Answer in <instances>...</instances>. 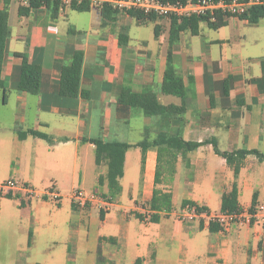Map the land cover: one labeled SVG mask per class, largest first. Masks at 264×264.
<instances>
[{
    "label": "crops",
    "instance_id": "crops-1",
    "mask_svg": "<svg viewBox=\"0 0 264 264\" xmlns=\"http://www.w3.org/2000/svg\"><path fill=\"white\" fill-rule=\"evenodd\" d=\"M20 6L26 7L21 0H0L6 31L0 181L7 180L2 174L9 167L15 184L10 193L33 195L45 203L51 198L69 200L77 224L71 234L81 248L90 240L89 227L81 230L83 219H90L98 209V229L90 250L85 247L86 253H93L94 264L100 258L103 264H168L171 258H176L175 264H264L261 222L220 226L211 232L205 221L183 220L174 211L187 201L219 213L222 196L229 195L234 184L242 211L249 210L253 200L256 208L264 206V160L247 155L234 177L232 167L211 144L175 159L166 152L160 157L150 147L144 164L142 150L136 146L163 130L189 142L213 140L221 152L246 149L264 155V19L250 24L229 18L217 30L204 23L215 31L208 36L201 35V25L198 35L180 33L172 45L180 94L172 96L161 93L170 19L154 21L159 36L155 38L153 32L150 42L130 35V20L138 24L127 13H117L101 26L100 9L90 7L83 13L93 17L96 10L95 20L78 27L70 22V13L77 11L69 6H59L55 18L45 6L20 17ZM74 51L83 54L80 89L88 93L87 99L59 94L60 69L70 63ZM18 54L26 57L28 71L41 76L37 95L17 92L22 66ZM125 90L153 93L161 105L183 111L169 114L162 129L159 116L146 117L121 101ZM29 130L53 142L31 135L18 138V132ZM86 139L133 145L124 155L119 193L110 200L106 199V163L95 164L94 147ZM36 184H42V192L35 190ZM78 188L98 194L104 204H90L91 211L84 216L85 206L78 207L71 199ZM154 189L171 194L170 212L150 210ZM153 214L158 216L156 223L149 221Z\"/></svg>",
    "mask_w": 264,
    "mask_h": 264
},
{
    "label": "trees",
    "instance_id": "trees-1",
    "mask_svg": "<svg viewBox=\"0 0 264 264\" xmlns=\"http://www.w3.org/2000/svg\"><path fill=\"white\" fill-rule=\"evenodd\" d=\"M42 6L47 7L50 11L53 18L57 16L59 4L51 0H30L26 7L20 6L17 10L18 16H27L31 10H36ZM71 10L83 13L88 12L90 6L87 2L76 3L72 2L69 6ZM119 12L113 11L108 7H103L100 9L101 17V26H105L109 21L113 19V16ZM127 15L133 17L136 20L138 25H143L149 21L154 22L159 17L156 16H145L138 11H129ZM231 18L230 16L224 17L222 15H217L215 21H210L207 17H191V18H182V19H170V28H169V40H168V50L166 55V67L164 70L163 81L161 85V93L163 95H172L178 96L180 94V81L175 76L173 65H172V45L178 41L179 34L182 32H189L191 35H198L199 25L205 23L210 29L217 30L226 25L227 20ZM240 20H247L250 24H256L260 19H264V8L263 7H254L249 9V11L239 18ZM154 37L158 38L159 28L154 26L153 29ZM126 37V36H125ZM121 39V36H120ZM5 40H6V31L3 26V14L0 12V89L3 90L5 95L6 90L4 89L3 79L1 77L2 65L4 59V50H5ZM121 43V41H120ZM122 44V43H121ZM22 57V66L19 73L18 80V93H27L30 95H37L40 91L41 76L38 73L30 72L27 70L26 57L23 55H17ZM83 54L81 51H74L71 53L70 63L63 65L60 69V80H59V94L64 97L69 98H88V93L80 89V75L82 69ZM226 83V82H225ZM121 101L125 102L130 107L140 110L144 116H159L161 119V127L165 129V124L169 119V114L174 112L183 111L182 107L168 105H161L156 98V95L153 93L150 94H138L132 93L125 90L122 93ZM27 135L37 137L43 140H46L48 143H52L53 140L51 137L42 134L37 131L29 130L27 132H18V138L23 140ZM63 141V139H62ZM85 142H88L94 147V157L95 164L100 165L102 162L106 163V180L108 185V196L107 200L115 197L119 193V179L123 174V164H124V155L126 151L133 147V145L121 142H103L99 139H86ZM211 144L216 155L224 158L226 163L232 167L234 172V177H237L245 157L247 155H254L258 160L263 161L264 155L259 153L256 150H234L231 152H221L218 150L216 142L213 140L204 141L201 143L189 142L182 139L181 136L177 133H168L166 131H161L156 138L149 140L144 138L141 142L136 144L137 147H140L142 150V164H144L145 152L148 148H156L158 150V155L166 152L167 155L175 159L177 155L184 154L188 152L195 151L200 146ZM155 184L157 185V175L155 178ZM1 197V192H0ZM4 197L7 199H12L13 195L8 192L4 194ZM187 205L197 206L191 202L183 201L181 207ZM255 200L252 201V205L248 210L251 213L255 212L256 209ZM199 207V206H198ZM149 208L153 213L165 212L168 213L171 211V194L166 192L158 191L154 189L152 199L149 203ZM209 212L203 207H199V212ZM242 210L238 207L237 204V190L235 184L232 186V190L229 195L222 196L220 212H241ZM102 218V214H100ZM136 218L142 220V216L137 215ZM149 221L156 223L158 221V216L153 214L150 216ZM254 220H251L252 224ZM264 225V224H263ZM201 227V226H200ZM220 226L218 224L209 223L208 230L213 232L217 231Z\"/></svg>",
    "mask_w": 264,
    "mask_h": 264
},
{
    "label": "rangeland",
    "instance_id": "rangeland-1",
    "mask_svg": "<svg viewBox=\"0 0 264 264\" xmlns=\"http://www.w3.org/2000/svg\"><path fill=\"white\" fill-rule=\"evenodd\" d=\"M96 14V10L93 11V17L88 13L71 12L69 19L74 25L85 27L91 22V18L95 20ZM128 25L133 38L150 42L153 40L154 22L138 26L131 19ZM200 25L201 35L215 34V31L208 29L204 23ZM10 175L11 169L7 167L2 174L7 180H1L0 184L13 181ZM49 187L52 189L51 185ZM35 190L42 192V184H36ZM1 211L0 264H94L93 253H86L85 247L90 250L91 237L98 229V209L97 212H92L90 219L88 217L83 219L81 230L85 231L86 227H89L87 229L90 238L89 242L84 244V248L76 246V239L71 234V228L77 224L71 203L67 199L61 201L51 198L45 203L40 197L33 195H13L12 199L1 202ZM83 211L84 216L90 213V204H87ZM174 211L178 217L180 211ZM175 261L176 258H171L168 264H175ZM96 264H103V260L100 258Z\"/></svg>",
    "mask_w": 264,
    "mask_h": 264
},
{
    "label": "built area",
    "instance_id": "built-area-1",
    "mask_svg": "<svg viewBox=\"0 0 264 264\" xmlns=\"http://www.w3.org/2000/svg\"><path fill=\"white\" fill-rule=\"evenodd\" d=\"M30 0H21L23 5H28ZM59 4L61 8L68 7L72 2H87L91 8L101 9L108 7L119 13L138 11L145 16H156L165 19H182L191 17H207L215 21L217 15L231 18H240L249 9L263 7L264 0H51ZM15 188L13 181L9 180L0 184V192L8 193ZM72 203L78 207L87 204H104V199L96 193H86L83 190L72 192ZM178 217L183 220L205 221L221 227L232 224H247L261 222L264 224V206L260 205L254 213L248 210L241 212L211 213L199 212L198 206L187 205L181 207Z\"/></svg>",
    "mask_w": 264,
    "mask_h": 264
}]
</instances>
